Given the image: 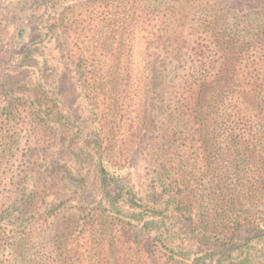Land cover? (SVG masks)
Listing matches in <instances>:
<instances>
[{"label":"rangeland","instance_id":"obj_1","mask_svg":"<svg viewBox=\"0 0 264 264\" xmlns=\"http://www.w3.org/2000/svg\"><path fill=\"white\" fill-rule=\"evenodd\" d=\"M202 53L211 61L240 55L234 88L253 97L242 103V117L232 114L216 126L218 145L227 147L231 134L242 152L207 167L229 174L215 185L240 192L235 207L210 215H228L217 223L237 245L219 264H238L246 257L241 250L251 253L252 264H264V239L243 245L264 229V0H0V216L17 228L9 199L30 191L36 172L62 175L57 183L65 196L50 219L58 238L77 231L75 221L114 214L97 178L101 166L120 201L117 215L141 235L132 250L110 244L105 262L85 264H159L153 237L168 227L165 238L179 260L194 264L202 251L175 220L163 226L167 214L151 212L150 201L184 179L200 190L214 183L200 174L204 155L188 132L185 109ZM128 195L145 208L125 206ZM194 205L202 217L214 209L209 199ZM103 220L101 228L88 225L87 235L114 228ZM110 237L127 241L121 233ZM11 244L0 240V264L17 263ZM50 249L36 245L17 264Z\"/></svg>","mask_w":264,"mask_h":264},{"label":"trees","instance_id":"obj_2","mask_svg":"<svg viewBox=\"0 0 264 264\" xmlns=\"http://www.w3.org/2000/svg\"><path fill=\"white\" fill-rule=\"evenodd\" d=\"M173 13L178 14L176 10L170 11V14ZM200 58L199 63L194 66V73L198 76L194 78L190 88V103L186 105L185 109L188 111L190 125L193 124V127L188 132L191 133L192 141L199 143V148H201L204 155L203 160L206 169L200 174L204 179L212 176L214 183L207 190H200L193 185L191 180L186 181L184 179V183L178 188L170 187V193L167 194L168 190H164L157 199H152L153 195L150 196V202H152L153 206L151 212L155 215L167 214L162 215L166 216L162 218L163 226L167 227L169 225L168 222L175 220L179 224L178 228L180 231L184 232L189 237L188 240L190 242L193 241L194 245L198 246V249L202 251V257L195 258L194 264H202L203 262L205 264H219L223 257L230 256L237 250V245L229 237L230 233H226L219 226L222 221L217 223L218 219L224 220L228 215L224 214V216H219V218L218 216L212 218L210 215L215 212V209L219 211L220 206L232 207V204L237 201V194H240V192L234 187H222L220 183L215 185V182L226 179L229 174L227 172L219 174V172H212L208 168H213L214 166L212 165L226 157V160L231 158L242 149H240L239 144L232 143L231 134L226 138L228 140L227 147L222 148L218 145L216 142L218 133L216 126L219 121L231 118L232 114L239 118L242 117L245 112L242 106L244 104L242 103L253 97L251 95L250 98V94L238 92L234 88L238 78V67L242 65L240 55L224 56L211 61L206 59L205 53H202ZM230 112L232 113L230 114ZM93 150L95 152L94 156L101 163L102 153L100 147L96 146ZM88 152V155L92 156V153ZM63 175L67 176L68 179L71 178L69 174ZM32 176L36 181L33 188L25 194H21V198L9 199L13 200L12 207L14 208V216H16L17 228L15 226L11 228L10 224L6 223L5 219L0 216V240H12L11 251L13 256H16L15 260L17 263L20 262L17 260L18 258H21L22 262H24L27 259V253L33 250L36 245H50L51 251L48 255L45 253L36 254V256H39L30 260L29 264H85L89 262V258L94 263L105 262L103 260L107 256V248L110 244L113 246L112 250H115V248H122L123 250L126 245L130 246L132 250V247L137 246L133 240L134 237H138L141 233L138 228L120 219V216L117 215L120 201L111 193L110 189L113 186L111 175L103 167L100 166L97 173V178L101 183V192L106 198L108 205H110L112 210L115 208L116 211H114V214H111L110 210L109 212L105 211L102 215H98L97 219L89 218L84 223L75 221L73 224H77V231L69 235H61L62 239L61 237L58 238V229L53 228L54 225H50V219L54 222L55 218H57V214H54V212L58 200L65 196L57 183L62 175L59 173L46 174L36 172ZM183 186L186 189L184 191L182 190ZM72 188L73 185L70 186L69 191H73ZM208 199L214 205V209L202 217L197 212L198 209H196L194 204L206 202ZM141 201L144 202L143 200ZM141 201H137L134 197L128 195V199L126 200L125 198V206L135 210H143L145 206ZM235 206L236 204L233 207ZM103 219H110L114 228L97 229L88 236L87 226L93 225L101 228L104 222ZM100 220H102L101 223ZM116 221H119V223H116ZM234 222L236 225L239 224L237 219ZM241 229L242 227L235 229L234 237L237 236ZM110 230L115 235L121 233L123 238H127V241L114 243L115 241L113 240L110 243V239H112L110 237L112 234L109 233ZM144 230L147 232L146 236L151 239L153 237L150 232L151 229L147 226ZM157 232H159V235L153 237V240L155 243V254L160 255L159 264H186L185 261L179 260L181 255L173 251V242L170 236L165 238L167 233L170 234L171 229L169 227L168 229L160 228L157 229ZM216 232L222 234L221 237L215 235ZM255 233H258V235L250 237L243 245H249L250 241L264 239V229L256 230ZM90 237L93 238L94 244H90ZM113 238L116 239V237ZM87 248H90V251ZM241 251V254H245L246 257L238 264H252L251 253L246 250ZM217 257L218 259H216Z\"/></svg>","mask_w":264,"mask_h":264}]
</instances>
